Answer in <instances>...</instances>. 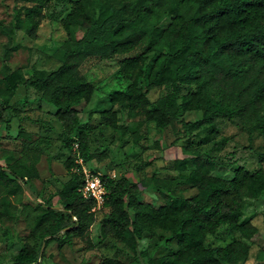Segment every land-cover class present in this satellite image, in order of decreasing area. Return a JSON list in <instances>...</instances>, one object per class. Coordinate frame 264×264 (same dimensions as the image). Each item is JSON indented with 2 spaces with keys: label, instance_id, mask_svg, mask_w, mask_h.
<instances>
[{
  "label": "trees",
  "instance_id": "obj_1",
  "mask_svg": "<svg viewBox=\"0 0 264 264\" xmlns=\"http://www.w3.org/2000/svg\"><path fill=\"white\" fill-rule=\"evenodd\" d=\"M17 1L22 6L13 8L9 24L0 21L10 42L7 53L20 46L18 30L36 38L44 10L53 0ZM63 26L72 36L55 69L43 76L24 77L17 68L1 78L0 123L10 128L6 111L17 81L24 80L55 107L51 114L62 125L60 143L70 152L63 161L68 178L56 192L61 204H53L52 197L40 202L33 237H56L61 229L65 235L83 237L94 222L96 200L82 195L83 175L73 170L81 167L77 157L88 162L95 156L89 129L77 107L90 102L96 91L80 70L88 57L112 59L144 44L140 53L120 62L127 87L110 92L109 106L99 110L102 127L118 131L119 136L127 131L123 117L138 115H142L139 124L154 122L159 129L180 124L186 135L209 127L203 142L215 141L218 119L236 121L264 134V0H72ZM151 52L154 56L145 68L143 62ZM160 87L165 92L152 100L148 92ZM188 111L199 112V118L186 120ZM22 134L20 130L18 136ZM134 135L138 141L137 130ZM213 143L220 147L219 142ZM183 148L185 156L174 160L176 183L172 176L153 175L142 180L141 187L124 174L101 176L106 190L101 207L108 212L98 222L96 242L87 238L90 246L112 235L135 252L141 238L152 239L161 231L160 242L167 248L175 243L176 248L155 256L143 251L149 264H239L248 257L258 228L250 220L241 221V216L244 199L257 198L264 191L261 166L249 171L236 159L222 161L199 145ZM26 162L18 158L0 165V192L7 187L28 188L36 169ZM227 164L234 165L233 176L212 173ZM179 183L196 191L182 195L176 189ZM143 189L158 193L163 202L154 205L142 200ZM220 228L229 240L208 242L207 237ZM40 249L25 241L10 264H39ZM101 264H111V260L104 257Z\"/></svg>",
  "mask_w": 264,
  "mask_h": 264
},
{
  "label": "rangeland",
  "instance_id": "obj_2",
  "mask_svg": "<svg viewBox=\"0 0 264 264\" xmlns=\"http://www.w3.org/2000/svg\"><path fill=\"white\" fill-rule=\"evenodd\" d=\"M22 3L17 0H0V21L9 24L13 8L22 6ZM71 8L72 0H53L44 10V18L36 38H29L23 30H18L17 40L20 46L10 53H7L10 46L8 37L0 29V89L4 85L1 78L17 68L23 72L24 77H35L46 75L61 63L66 40L72 36L63 26V19ZM143 47L144 44H141L112 59L88 57L81 64V72L96 87L92 100L77 106L80 120L89 129L87 133L90 146L95 154L90 161H83V165L115 178L124 174L137 181L140 186L142 180L153 175L172 176L176 183L179 179L174 160L185 156L184 145L192 143L219 155L222 161L236 159V163L242 164L249 171L260 165L264 174V134L258 130H250L236 121L218 119L220 131L216 134L215 141L208 142H203L202 138L210 130L209 127L200 130L197 135H186L180 124L164 129H159L154 122L139 124L142 115L132 119L123 117L122 121L127 126L124 136H119L116 130L102 127L99 110L109 106L108 94L126 88L129 83L120 72L121 60L140 53ZM153 56L152 52L146 55L143 62L145 68ZM17 83V91L10 99L11 108L6 111L10 128L6 127L5 122L0 123V165L7 166L9 161L23 158L26 163L33 164L31 165L36 169V174L29 179L28 188L10 190L7 187L0 192V264H10L13 255L25 241L41 247L39 264H101L104 257L110 259L111 264H149L143 251L155 256L175 249V243L167 248L160 242L158 236L161 231L152 239L147 236L141 238L135 252L126 249L112 235H108L102 243L90 246L87 238L96 242L98 222L108 212L98 205L93 207L94 222L83 237L65 235L64 229L59 230L56 237L46 236L44 239L48 238L47 243L43 242L44 239L33 237L40 202L47 203L48 198L52 197L53 204H61L56 192L68 178L63 161L70 152L60 143L62 125L51 114L55 107L42 100L40 93L24 83V80H18ZM164 92L163 87L153 88L148 95L154 100ZM199 116L197 111L184 113L186 120H196ZM20 130L23 134L18 136ZM135 130L140 135L138 141L134 140ZM27 133L31 136L26 137ZM8 135L12 137H7ZM213 142H219L220 147L214 146ZM233 166L220 165L212 173L231 177L234 173ZM176 189L185 196L196 191L185 183H179ZM140 198L154 205L163 202L160 195L150 189H143ZM245 220H250L258 231L253 235L248 257L239 264H264V191L257 198L244 199L241 221ZM225 232L224 228H220L216 235H209L207 241L222 244L229 240Z\"/></svg>",
  "mask_w": 264,
  "mask_h": 264
},
{
  "label": "built area",
  "instance_id": "obj_3",
  "mask_svg": "<svg viewBox=\"0 0 264 264\" xmlns=\"http://www.w3.org/2000/svg\"><path fill=\"white\" fill-rule=\"evenodd\" d=\"M77 163L80 164L79 166H74L73 170L77 172H81L83 175V184L80 188L82 195L85 198H93L96 200L95 206H101L104 201L105 196V184L102 180V174L98 171H93L86 168L83 165V159L78 157L76 159ZM94 206V208H95Z\"/></svg>",
  "mask_w": 264,
  "mask_h": 264
}]
</instances>
